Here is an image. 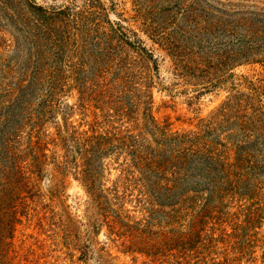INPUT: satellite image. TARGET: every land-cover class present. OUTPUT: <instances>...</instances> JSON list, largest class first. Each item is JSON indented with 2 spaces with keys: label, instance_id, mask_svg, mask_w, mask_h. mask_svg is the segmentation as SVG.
I'll return each mask as SVG.
<instances>
[{
  "label": "rangeland",
  "instance_id": "374dc122",
  "mask_svg": "<svg viewBox=\"0 0 264 264\" xmlns=\"http://www.w3.org/2000/svg\"><path fill=\"white\" fill-rule=\"evenodd\" d=\"M244 60L264 0H0V264H264V132L238 120L264 123V64Z\"/></svg>",
  "mask_w": 264,
  "mask_h": 264
},
{
  "label": "trees",
  "instance_id": "16d2710c",
  "mask_svg": "<svg viewBox=\"0 0 264 264\" xmlns=\"http://www.w3.org/2000/svg\"><path fill=\"white\" fill-rule=\"evenodd\" d=\"M191 22H193L195 24V27L199 28V23L198 22H195V20H192ZM182 30V29H181ZM160 39L161 42H163L164 46L170 48L171 50V53L174 54V56L176 57L177 60H182L180 61V63L178 64V69L179 70H184L185 68L189 67L190 65H195L198 66L199 64L195 63V61L193 60H190L189 57L187 56H193V55H198L196 54L195 52H193L191 49H189L188 47L186 46H183L179 43V39H181L179 36H164V37H160L158 38ZM199 57V56H197ZM186 59V60H184ZM246 63H263L264 64V61H261V60H258V61H252L250 62L249 60H244ZM186 62V63H184ZM198 69V67H196ZM231 102V101H230ZM228 102L226 104V108H229V107H232L233 105ZM242 103H244V101H242ZM237 106L240 108V104L238 103ZM225 108V109H226ZM230 111V109H228V112ZM238 120L241 122V125L244 126V131H251V132H254L258 135H261V133L264 132V123H261V121H256L255 120V115L253 116H247V115H242L238 117ZM181 138H184L183 135H180ZM196 139V137H194ZM217 155V152L214 154V157ZM239 170L240 171H243V169H241L239 166H238ZM241 178H245L246 176L243 175V174H239ZM14 204V198L12 196V194H4L3 196L0 197V207L2 208L0 210V215L1 217L5 218H9L13 215V212L15 214V211H14V208L15 206L13 205ZM7 221L9 219H6ZM4 263V262H3ZM5 264H8V263H5Z\"/></svg>",
  "mask_w": 264,
  "mask_h": 264
}]
</instances>
